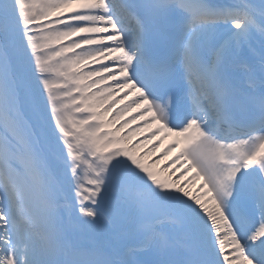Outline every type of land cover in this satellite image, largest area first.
I'll use <instances>...</instances> for the list:
<instances>
[{"label":"snow or ice","instance_id":"6c2138e0","mask_svg":"<svg viewBox=\"0 0 264 264\" xmlns=\"http://www.w3.org/2000/svg\"><path fill=\"white\" fill-rule=\"evenodd\" d=\"M0 264H264V0H0Z\"/></svg>","mask_w":264,"mask_h":264},{"label":"bare ground","instance_id":"6f19581e","mask_svg":"<svg viewBox=\"0 0 264 264\" xmlns=\"http://www.w3.org/2000/svg\"><path fill=\"white\" fill-rule=\"evenodd\" d=\"M135 114V113H134ZM138 123H141V121H138ZM136 125H132V127H135ZM147 131V130H146ZM146 131H144V132H146ZM144 132H142L141 133V139H143L144 138V136H147L148 134L147 133H145V135H144ZM144 135V136H143ZM157 138H159V137H157ZM160 139V138H159ZM153 141H154V139L153 140H151V141H149L146 145H148L149 147L148 148H151L154 144H153ZM133 142H135L134 141V138H133ZM165 142H167V140H165L163 143H165ZM163 143H160L159 144V147H157L156 148V151H155V153H150L151 154V156H156V157H158L159 156V154H161V153H163L164 152V150L161 148L162 146H163ZM147 148V149H148ZM145 150H143V149H139V152L140 153H143ZM174 153H171L169 156H170V158H171V161H172V155H173ZM168 157V156H167ZM149 158H150V156H149ZM159 159V161H162V159L161 158H158ZM171 161H169V163L171 162ZM178 167H179V164H176ZM163 174V173H162ZM191 174V173H190ZM189 174V175H190ZM192 175V174H191ZM185 178H188V177H185ZM200 181H195L193 184H195V186H197V188L199 187V185H200Z\"/></svg>","mask_w":264,"mask_h":264},{"label":"rangeland","instance_id":"374dc122","mask_svg":"<svg viewBox=\"0 0 264 264\" xmlns=\"http://www.w3.org/2000/svg\"><path fill=\"white\" fill-rule=\"evenodd\" d=\"M134 140H135V141L140 140L139 137H138V135L134 137ZM144 147H146V146L143 145L141 148H144ZM149 156H151V154H149ZM153 157H155V156H153Z\"/></svg>","mask_w":264,"mask_h":264}]
</instances>
